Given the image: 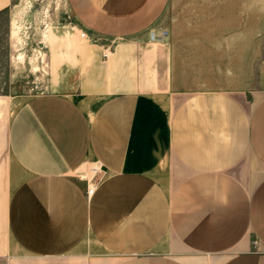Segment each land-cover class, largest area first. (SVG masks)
Masks as SVG:
<instances>
[{
	"label": "crops",
	"instance_id": "0c3cea01",
	"mask_svg": "<svg viewBox=\"0 0 264 264\" xmlns=\"http://www.w3.org/2000/svg\"><path fill=\"white\" fill-rule=\"evenodd\" d=\"M170 2L77 0L114 50L0 128V264H264V88H175Z\"/></svg>",
	"mask_w": 264,
	"mask_h": 264
},
{
	"label": "rangeland",
	"instance_id": "374dc122",
	"mask_svg": "<svg viewBox=\"0 0 264 264\" xmlns=\"http://www.w3.org/2000/svg\"><path fill=\"white\" fill-rule=\"evenodd\" d=\"M76 7L77 0H13L0 18V128L32 96L77 97L84 77L112 55L115 38ZM161 30L174 52L175 88H264V0H171Z\"/></svg>",
	"mask_w": 264,
	"mask_h": 264
},
{
	"label": "built area",
	"instance_id": "2783aa9c",
	"mask_svg": "<svg viewBox=\"0 0 264 264\" xmlns=\"http://www.w3.org/2000/svg\"><path fill=\"white\" fill-rule=\"evenodd\" d=\"M167 31L166 30H161L160 32H151L150 33V41L152 42H163L164 39L167 37ZM90 173L92 174L91 178H88L86 174H81L80 177L83 178L84 180L87 181L88 187H87V197L91 198L93 194L96 191V186H95V178L99 176L102 173V168L101 166H93L90 168ZM94 182V183H93Z\"/></svg>",
	"mask_w": 264,
	"mask_h": 264
}]
</instances>
